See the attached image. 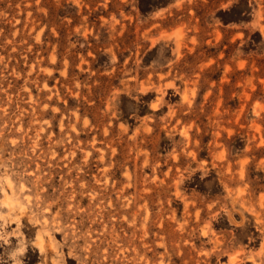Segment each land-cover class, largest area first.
<instances>
[{"label":"rangeland","instance_id":"1","mask_svg":"<svg viewBox=\"0 0 264 264\" xmlns=\"http://www.w3.org/2000/svg\"><path fill=\"white\" fill-rule=\"evenodd\" d=\"M0 264H264V0H0Z\"/></svg>","mask_w":264,"mask_h":264}]
</instances>
